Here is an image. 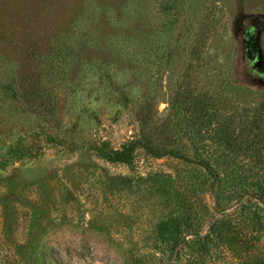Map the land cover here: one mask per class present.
<instances>
[{
	"label": "rangeland",
	"instance_id": "1",
	"mask_svg": "<svg viewBox=\"0 0 264 264\" xmlns=\"http://www.w3.org/2000/svg\"><path fill=\"white\" fill-rule=\"evenodd\" d=\"M40 252L264 264V0H0V264Z\"/></svg>",
	"mask_w": 264,
	"mask_h": 264
},
{
	"label": "trees",
	"instance_id": "2",
	"mask_svg": "<svg viewBox=\"0 0 264 264\" xmlns=\"http://www.w3.org/2000/svg\"><path fill=\"white\" fill-rule=\"evenodd\" d=\"M132 144L136 145V146H140L143 149H145L148 153L153 154V152L151 151L150 147L148 145L143 144L140 141H135ZM113 153H114L115 159H123V157L126 154H128V151L123 150L121 152H113ZM166 155L178 158V159L184 161L185 163H188V164H190L192 166H195L202 173L203 172L206 173V175L208 177H212L214 179V181H217V179H218V173H217L216 169L213 166H211L209 164V162H207L208 161L207 159L199 160L198 158L187 157V156H184L183 154H178L177 152H166ZM214 187H215V184H214V182H212V184H210L209 191L210 192H214ZM176 249H177L176 247H172V251L175 252ZM39 264H49V262H48V260L46 258L45 252H43V253L40 252Z\"/></svg>",
	"mask_w": 264,
	"mask_h": 264
}]
</instances>
